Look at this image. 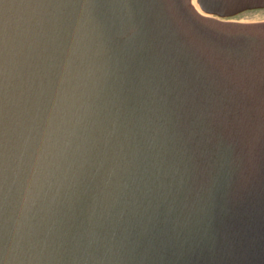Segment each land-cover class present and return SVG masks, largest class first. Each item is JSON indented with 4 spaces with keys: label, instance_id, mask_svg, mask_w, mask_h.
<instances>
[{
    "label": "water",
    "instance_id": "obj_1",
    "mask_svg": "<svg viewBox=\"0 0 264 264\" xmlns=\"http://www.w3.org/2000/svg\"><path fill=\"white\" fill-rule=\"evenodd\" d=\"M0 0V264H264V0Z\"/></svg>",
    "mask_w": 264,
    "mask_h": 264
},
{
    "label": "rangeland",
    "instance_id": "obj_2",
    "mask_svg": "<svg viewBox=\"0 0 264 264\" xmlns=\"http://www.w3.org/2000/svg\"><path fill=\"white\" fill-rule=\"evenodd\" d=\"M197 3V0H194ZM198 4V3H197ZM199 6V5H198ZM232 21L256 23L264 21V10L248 11L230 18Z\"/></svg>",
    "mask_w": 264,
    "mask_h": 264
},
{
    "label": "bare ground",
    "instance_id": "obj_3",
    "mask_svg": "<svg viewBox=\"0 0 264 264\" xmlns=\"http://www.w3.org/2000/svg\"><path fill=\"white\" fill-rule=\"evenodd\" d=\"M194 5L196 6V8H197L198 10H200L198 4H197L195 1H194ZM200 11H201V10H200Z\"/></svg>",
    "mask_w": 264,
    "mask_h": 264
}]
</instances>
